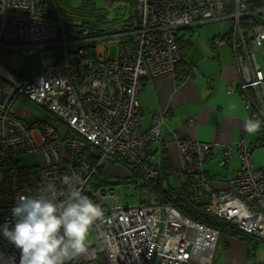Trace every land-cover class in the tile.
<instances>
[{
  "label": "built area",
  "instance_id": "2783aa9c",
  "mask_svg": "<svg viewBox=\"0 0 264 264\" xmlns=\"http://www.w3.org/2000/svg\"><path fill=\"white\" fill-rule=\"evenodd\" d=\"M51 5L49 0H0V49H10L25 61L52 51L40 58L36 74L28 75L27 62L13 89L0 86V225L14 224L11 209L17 195L34 194L42 181L53 182L62 201V178L74 173L77 186L101 205L104 216L92 225L98 243L88 242L87 251L66 264H213L220 230L160 203L146 188L161 173L152 144L161 139L165 121L164 115H155L151 125H141L139 94L146 77L176 71L182 58L181 29L228 19L230 30L211 45L232 47L239 70L236 89L248 119L260 121L257 133L264 137V62L257 58L258 51L264 53V0H137L133 19L98 35L74 24L65 31L61 18L52 16ZM106 39L116 45L114 55L110 46L96 51ZM19 95L44 107L47 116L22 120L13 111ZM55 120L65 125L64 135ZM263 137H242L225 148L221 164H227L236 148L240 169L228 188L207 192L204 201L208 213L260 241L264 167L254 166L252 153L264 144ZM176 143L179 181L191 177L206 188L203 164L214 142L177 138ZM25 153H35L42 164L22 165ZM122 163L136 168L137 184L150 194L148 200L124 204L112 186H94L99 168L110 165L112 170ZM0 264H19V251L2 237Z\"/></svg>",
  "mask_w": 264,
  "mask_h": 264
},
{
  "label": "crops",
  "instance_id": "0c3cea01",
  "mask_svg": "<svg viewBox=\"0 0 264 264\" xmlns=\"http://www.w3.org/2000/svg\"><path fill=\"white\" fill-rule=\"evenodd\" d=\"M217 21L220 20L181 29L177 37L185 65L175 72L146 77L139 94L140 123L143 127L151 125L155 115H164L162 137L152 144V148L161 159L163 155L169 158L173 170L178 171L181 166L177 138L214 142L209 157L203 164L208 176L207 186L204 188L207 192L228 188L230 177L240 169V157L236 148L227 164H221L225 148L242 137H246L248 141L258 138L255 133L244 131V122L249 114L236 89L239 70L232 47L222 44L213 49L211 39L221 33L206 27L205 34L203 28H197ZM105 47L106 45H97L96 51L101 53ZM1 50L3 49H0V61L4 65L0 64V76L5 80L0 78V86L10 91L11 87H7L5 81H14L16 73L13 64L3 60ZM27 73L29 76L35 74L30 73L29 68ZM13 111L18 116L24 112L20 107ZM19 117L24 120L22 116ZM39 118L24 121L32 122ZM191 118L195 119L194 123L188 122ZM221 239L226 248L219 247ZM248 243L241 237L221 233L213 264H250Z\"/></svg>",
  "mask_w": 264,
  "mask_h": 264
},
{
  "label": "clouds",
  "instance_id": "9594fccd",
  "mask_svg": "<svg viewBox=\"0 0 264 264\" xmlns=\"http://www.w3.org/2000/svg\"><path fill=\"white\" fill-rule=\"evenodd\" d=\"M260 127L259 120L244 122L247 133ZM78 183L74 173L62 178L66 186L62 201L51 181L38 184L34 194L17 195L11 209L15 222L0 225V237L19 251V264H66L87 251L89 230L104 213Z\"/></svg>",
  "mask_w": 264,
  "mask_h": 264
},
{
  "label": "trees",
  "instance_id": "16d2710c",
  "mask_svg": "<svg viewBox=\"0 0 264 264\" xmlns=\"http://www.w3.org/2000/svg\"><path fill=\"white\" fill-rule=\"evenodd\" d=\"M49 1L52 4V16L61 18L65 31H68L70 25L74 24L82 26L90 35L102 34L115 26L126 24L134 18L137 7V0H119L113 7L107 4L96 6L95 0H82L79 5H71L70 0ZM121 1L124 3L120 4ZM182 65H185L183 57L178 62L177 68L179 69L177 70L182 69ZM120 165L114 171L109 169L111 168L110 165L99 168L98 178L92 182L94 186L104 188L110 186L114 178L121 180L124 177L128 178L127 176L119 178L118 173H124V171L129 172L128 175L131 176L133 181L137 182L135 180L136 175H138L136 168L131 164L122 163ZM160 169L159 177L151 179L149 183L145 184L146 188L151 189L157 195L160 203L172 204L184 215L212 225L218 228L222 234L229 233L233 236L241 237L249 243L258 241L256 238L240 231L234 223L208 213L204 207L207 191L196 186V182L191 177H188L184 183L180 182L178 173L172 169L171 162L166 155H163L161 159ZM172 175H175L178 179V185L172 183Z\"/></svg>",
  "mask_w": 264,
  "mask_h": 264
},
{
  "label": "rangeland",
  "instance_id": "374dc122",
  "mask_svg": "<svg viewBox=\"0 0 264 264\" xmlns=\"http://www.w3.org/2000/svg\"><path fill=\"white\" fill-rule=\"evenodd\" d=\"M70 2H71V5H79L82 2V0H70ZM95 2H96L95 4L96 6H104L105 4H107L113 7L119 2V0H95ZM123 3L124 2L122 1L120 2V4H123ZM209 27L214 29L217 32H220L221 34H218L217 36H221L224 33H227L228 29L230 28V21L220 20L217 22L202 24L198 26L197 28H200V29L203 28V32L207 34L205 32V28L209 30ZM208 35H210V33ZM97 45H106V47L110 46V52L112 55L115 54V51L117 48L114 43L110 42V40H107V39L99 41ZM263 45H264V41H263ZM51 52H52L51 50H47L43 52L41 55H34L30 57L28 61H25L24 57L19 54L13 53L11 51L1 50V53L4 58L3 60H5L6 62H9V64L12 63L13 70L16 73V76L15 74H13V77L15 76L14 81H5V83H7V87H11L10 89H13L15 87L18 81V74H21V70H23L25 63L27 62L30 63L29 64L30 73H35L36 71L38 72V70L40 69V58L45 55L50 54ZM3 53H6V54L4 55ZM257 58L259 62H264V53L261 50L257 52ZM72 59H75L74 55H72ZM0 64L2 66L4 65L2 61H0ZM262 70L264 71V64L262 65ZM0 78L2 80H5L1 76ZM18 107L24 110V112L20 113L19 115V116H22L24 120H30L32 118L34 119L35 117L44 118L47 116V111L45 110L44 107H42L41 105L37 104L36 102H34L33 100L29 99L27 96H24V95L18 96L17 101L14 105V109L17 110ZM54 124L56 125L57 128L60 129V133L64 135L66 132L65 125H63V123L60 120H55ZM255 136L256 138L263 137L262 134L259 135L258 133H255ZM252 160H253V164L255 167L257 168L264 167V144L254 149L252 153ZM21 164L22 165L28 164L29 166L30 165L37 166V165H41L42 162L35 153H25L21 156ZM118 174H119L118 175L119 178L124 177V176L128 177V178H125V177L122 178L123 180L114 178V180H112V183L110 185L113 188H115L116 193L120 198L119 201L123 202L124 204H127V203L133 204L137 201L138 198H141L143 200H148L150 198V194L146 191V189L143 187H138L137 182L133 181V179L131 178V176L127 174V172L126 173L121 172ZM135 180H137V176ZM171 181L174 185H178V179L176 178L175 175H172ZM88 242H92L95 244L98 243V239L96 237L93 227H91L89 230ZM248 245H249L248 247L250 250V255H249L250 264H264V241H260V240L254 241L253 243H248ZM221 246H224L226 248V245L225 243H223L222 239L219 243V247ZM97 264H107V263L103 260H100V262H98Z\"/></svg>",
  "mask_w": 264,
  "mask_h": 264
},
{
  "label": "water",
  "instance_id": "95a60500",
  "mask_svg": "<svg viewBox=\"0 0 264 264\" xmlns=\"http://www.w3.org/2000/svg\"><path fill=\"white\" fill-rule=\"evenodd\" d=\"M46 48H48V47H46ZM1 49L5 50V51H8V50H6L5 48H1ZM9 51H10V49H9Z\"/></svg>",
  "mask_w": 264,
  "mask_h": 264
},
{
  "label": "flooded vegetation",
  "instance_id": "af4514ba",
  "mask_svg": "<svg viewBox=\"0 0 264 264\" xmlns=\"http://www.w3.org/2000/svg\"><path fill=\"white\" fill-rule=\"evenodd\" d=\"M30 64V63H29Z\"/></svg>",
  "mask_w": 264,
  "mask_h": 264
}]
</instances>
